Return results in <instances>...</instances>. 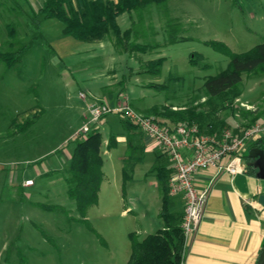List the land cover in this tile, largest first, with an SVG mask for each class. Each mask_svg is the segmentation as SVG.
I'll return each instance as SVG.
<instances>
[{
	"label": "rangeland",
	"instance_id": "obj_1",
	"mask_svg": "<svg viewBox=\"0 0 264 264\" xmlns=\"http://www.w3.org/2000/svg\"><path fill=\"white\" fill-rule=\"evenodd\" d=\"M42 1L0 0V49H6L10 22L22 42H32L13 68L0 62V264H126L128 234L141 239L161 225L163 191L146 175L148 160L135 162L133 172L127 163L130 178L123 181V144L104 154L103 142L98 200L83 212L76 209L64 177L72 134L85 121L88 102L103 98L109 88V103L124 97L146 115L154 105L199 108L205 79L225 69L231 54L264 42V0H165L123 13L117 19L122 30L135 23L142 33L138 41L155 44L152 51L133 55L115 48L108 36L92 42L64 39L55 19H41L36 28L32 10ZM169 23L178 24L173 42ZM161 56L160 71L151 73L148 62ZM240 88L247 100L264 101L263 74L243 73ZM109 115L117 118L113 132L123 136L124 116ZM190 124L201 129L204 123ZM135 130L134 135L142 132ZM101 132L108 138L106 126ZM130 154L145 153L135 148ZM27 178L32 185H24Z\"/></svg>",
	"mask_w": 264,
	"mask_h": 264
},
{
	"label": "trees",
	"instance_id": "obj_2",
	"mask_svg": "<svg viewBox=\"0 0 264 264\" xmlns=\"http://www.w3.org/2000/svg\"><path fill=\"white\" fill-rule=\"evenodd\" d=\"M163 2L165 0H43L37 10H32L31 21L38 28L41 19H55L63 25L62 36H70L84 42L101 40L108 36L113 46L125 54H144L152 51L155 44L139 42L138 39L142 33L136 24L133 23L131 27L122 30L117 19L123 13L138 11L151 3ZM5 27L7 29L6 49H0V62L7 69H11L29 52L32 42L24 43L19 39L14 23H7ZM177 27L178 24L169 23L167 25L169 30L168 41H176ZM162 63V56L150 60L147 64L148 69L151 73L156 74L160 71ZM256 72L264 75V42L245 52L231 54V60L225 69L205 79L203 83L205 100L199 108L194 106L188 109L178 108L175 110L165 105H154L148 109V112L150 111L151 116L164 126H171L169 122L181 124L183 121H188V124L192 121L203 124L209 113L202 108L213 104L215 100L220 101L219 105L223 107L232 104L233 100L242 93L240 85L243 73L248 75ZM163 86V84L150 85V87H157L158 89ZM255 120L256 117H253L241 129L253 124ZM120 125L127 132V156L124 158L122 166V179L124 181L130 178L127 163L130 165L129 172L133 171L134 163L141 158L130 154L135 148L138 149L133 144V135L129 133V131L135 130L137 125L126 118L121 120ZM25 126L26 124H22L20 127L23 129ZM102 141L103 136L98 127L93 128L80 138L73 139L74 146L64 180L68 186L67 193L70 198L74 199L76 209L80 212L85 211L98 200L100 184L104 177ZM115 142V134H109L107 147L111 148ZM249 147H259L264 150V137L260 136ZM243 157L249 159L246 153H243ZM155 169L156 179L163 191L159 212L161 225L154 232L146 234L141 239L135 232L128 234L131 252L126 264L182 263L185 250L180 226L182 217L172 211L171 196L167 185L171 171L165 167Z\"/></svg>",
	"mask_w": 264,
	"mask_h": 264
},
{
	"label": "crops",
	"instance_id": "obj_3",
	"mask_svg": "<svg viewBox=\"0 0 264 264\" xmlns=\"http://www.w3.org/2000/svg\"><path fill=\"white\" fill-rule=\"evenodd\" d=\"M62 37L64 38V36ZM255 78H260V75ZM101 89L104 91V88ZM108 89H106L107 95H104L103 98L107 99L109 97ZM256 89L255 86L252 88L253 91H257ZM246 93L248 92L246 91ZM247 95L242 91L233 100L234 103L230 105L224 103L226 107L219 105L220 101L215 100L213 104L202 108L209 113L202 126V133L219 135L221 130L228 127L233 128L237 133L241 129L239 127L248 124L253 117H256L255 122L264 123V101L247 100L248 98H244ZM115 122H117L115 115H108L97 127L101 132L102 127L106 126L109 134H115L116 136L115 145L111 148L107 147L108 138L103 137L102 143L104 142L106 146L104 154H108L111 149L117 146V143L121 142L123 144L124 151L120 154L123 166L127 132L124 130L125 134L123 136L113 132L111 124H115ZM134 132H137V130L129 131L133 135V143L145 153L137 161V164L144 160L150 162V166L146 171L148 174L146 175L151 176L152 185L155 186V168L165 167L171 171L169 158L166 154L157 153L158 146L143 132L138 135H134ZM260 136L264 137V131ZM247 149L250 150L251 148L247 147ZM71 151L68 154H71ZM101 153L103 156L102 150ZM245 159L247 162L246 173L236 174L232 177L227 173H222L215 177L210 187L204 216L198 230L194 235L188 237L185 242L182 264L257 263L258 256L264 246V206L257 202L258 194L264 193V179L257 176V168L253 166V160L251 158ZM137 164L134 165L133 171ZM151 169H155L154 174L151 173ZM214 174V169L197 171L194 175L195 186L198 188L205 187ZM258 189H260V192H258ZM170 196L172 211L183 215V198L181 196Z\"/></svg>",
	"mask_w": 264,
	"mask_h": 264
},
{
	"label": "built area",
	"instance_id": "obj_4",
	"mask_svg": "<svg viewBox=\"0 0 264 264\" xmlns=\"http://www.w3.org/2000/svg\"><path fill=\"white\" fill-rule=\"evenodd\" d=\"M86 111L85 121L74 131L72 139L80 138L97 127L107 115L120 113L168 156L171 169L168 192L184 200L180 224L184 245L188 237L198 230L215 177L222 173L231 177L246 173L247 162L243 153L264 131V123L260 121L239 129L237 133L233 128H224L219 135L204 134L196 124L164 126L153 116L133 108L124 97L113 105L106 98L90 99ZM205 169H214L215 174L205 187L198 188L194 184V175ZM32 184L30 178L24 181L26 186Z\"/></svg>",
	"mask_w": 264,
	"mask_h": 264
},
{
	"label": "water",
	"instance_id": "obj_5",
	"mask_svg": "<svg viewBox=\"0 0 264 264\" xmlns=\"http://www.w3.org/2000/svg\"><path fill=\"white\" fill-rule=\"evenodd\" d=\"M248 157L253 160V166L257 168V176L264 179V150L259 147H253L248 152ZM260 192V189H258ZM257 202L264 206V193H259ZM256 264H264V246L258 256Z\"/></svg>",
	"mask_w": 264,
	"mask_h": 264
}]
</instances>
